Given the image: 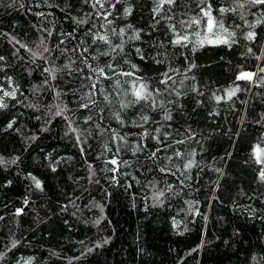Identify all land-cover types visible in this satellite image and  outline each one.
<instances>
[{
    "label": "trees",
    "instance_id": "16d2710c",
    "mask_svg": "<svg viewBox=\"0 0 264 264\" xmlns=\"http://www.w3.org/2000/svg\"><path fill=\"white\" fill-rule=\"evenodd\" d=\"M129 2L133 14L116 24L130 23L143 29L141 39L130 41L126 49H130L128 59L138 64L146 77H155L169 61L181 73L189 62L197 65L186 73L195 76V81L186 80L185 85L195 83L199 91H188L176 106H169L173 126L168 131L173 139H185L184 144L175 145L184 151L185 160L169 161L171 150L162 153L158 161L149 160L147 152L135 156L122 152L120 158L128 163L120 166L113 181L114 174L107 171L112 165L105 164L112 152H106L105 145L113 152L116 145L105 129L111 126L121 133L139 130L131 125L120 128L107 111L109 105L80 109L81 97L88 89L81 88V81L69 77L67 70L44 83L47 73L43 69L53 65L61 69L68 61L60 49H71L77 43L61 33L77 29L75 34L81 37L92 24L78 28L72 17L80 18L91 9L82 0H16L10 7L0 6V55L5 57L0 61V84H7L6 78L11 77L19 85L17 98H6L9 107L0 109V157L8 162L0 165V216L4 217L0 220V252L6 251L5 245L11 247L12 240L19 243L0 264H24L30 257L34 258L32 264H256L252 258L264 256V184L256 179V166L250 159L252 147L264 139V120H260L264 87L248 86L249 90L220 103L212 95L224 96L217 90L232 86L238 66L255 70L257 61L246 55L249 45L240 36L246 29L237 30L239 44L231 49L223 45H205L195 52L176 49L168 45L170 34L152 24L151 0H125V6ZM184 2L195 7V0ZM9 4L11 0H0V5ZM41 12L45 15H37ZM233 21L241 23L232 16L226 23ZM93 23L98 27L100 22ZM45 28L52 31L51 37L43 32ZM256 31L264 44V25ZM12 36L33 51L41 37H47L45 44L53 49L45 54L50 62L32 57L25 49L17 52L19 45L11 42ZM61 40L64 44H59ZM161 42L163 48L155 47ZM260 44L251 46L258 50ZM136 47L149 54L166 52L167 59L163 65L151 59L140 61ZM67 55L77 61L74 67H83L78 53ZM96 55L94 64L102 65L107 59ZM183 78L174 74L177 86ZM238 83L245 86L243 81ZM57 91L67 94L57 97ZM119 99L113 98L117 107ZM57 105L72 110L64 116L74 121L73 127L92 132L86 144L78 145V133L69 132L64 116L55 115ZM100 108H105L103 114ZM134 112L128 110L125 118L132 119ZM89 116L92 120L85 124ZM12 120L15 124L9 129ZM189 128L196 134L194 140L186 138ZM176 129L184 135H177ZM128 139L137 138L130 135ZM146 143L153 146L155 142ZM193 151L198 167L184 175L175 172L193 158ZM164 166L175 174L161 173L159 168ZM29 174L41 181L42 190L35 187ZM168 185L171 191H167ZM161 189L165 195L158 202L155 196ZM17 208H24L23 215H14ZM173 220L178 225L174 226ZM105 239L107 244L81 255L84 245L80 241L94 247Z\"/></svg>",
    "mask_w": 264,
    "mask_h": 264
},
{
    "label": "snow or ice",
    "instance_id": "6c2138e0",
    "mask_svg": "<svg viewBox=\"0 0 264 264\" xmlns=\"http://www.w3.org/2000/svg\"><path fill=\"white\" fill-rule=\"evenodd\" d=\"M15 2L16 0H11V4L0 6L10 7ZM82 3L91 11L84 13L80 18L72 17V20L78 28L89 24H92V26L87 27L81 37L75 34L77 29H73L72 32L61 33L67 38L77 40V43L71 49H60L68 61L63 64L61 69H58L55 65L43 69V72L47 73L44 83L48 84L50 82L49 77L51 80H56L58 72L67 70L69 77L81 81V88L88 89L81 97L84 102L79 104L80 109L91 110L94 107H99L101 103L109 105L111 107H108L107 111L120 128L131 125L139 130L135 133H121L111 126L105 129V131L111 133V140L116 145L114 152L108 145H105V151L112 152L111 158L105 160V164L112 165V167L107 168V171L114 174L113 181H116L115 174L119 172L120 166L128 163V161L120 158L122 152L130 151L134 156L140 152H147L149 160L158 161L162 153L171 150L172 155L167 156L169 161L174 158L184 161V151L176 148L175 145L184 144L185 139H173L172 133L168 131L173 126V116L169 106H176L181 95H187L188 91H199L195 83L185 85L186 80L195 81V76L189 77L186 73L191 72L197 65L194 61L189 62L185 72L181 73L179 69L172 67L169 61L168 66L162 72H158L155 77H146L141 72L139 65L128 59L130 49H126V45L130 41L141 39L143 29H136L130 23L116 24L117 20H123L133 14L132 4L129 2L125 6V0H82ZM151 4L152 7L149 11L152 24L163 27L170 34L168 45L176 49H187L190 52H195L205 45H223L231 49L234 45L239 44L237 30L246 29L240 33V36L249 45L246 47V55L257 61L255 71L244 70L243 66H238L240 70L235 74L232 86L217 90L222 91L224 96L217 95L216 92L212 93L217 103L224 99L232 100L238 93L249 90L248 86L264 87V44H260V34L256 31L258 27L264 25V0H226V2H222V0H195L194 8L185 4L184 0H151ZM48 6L52 7L53 5L49 3ZM37 15L44 16L45 14L41 12ZM249 15L255 17V19L249 21L247 19ZM229 16L236 17L241 23L233 21L232 24H227L226 20ZM93 21L100 22L98 27ZM43 32L47 34V37L52 36L50 29L45 28ZM129 32L132 35H129ZM3 35L8 34L4 33ZM47 37H41L40 45L37 46L35 51L28 48L26 44L21 43L14 36L10 37V40L19 45V48L16 49L17 52L20 49H25L31 53L32 57L42 58L46 63H49L48 56H45V54L52 53L53 49L45 44ZM59 44H64V40H61ZM59 44L55 46L57 49H59ZM254 44H260L258 50L251 46ZM155 47L163 48L164 45L161 42ZM69 52L79 54L78 60L83 67H74L77 61L72 60L67 55ZM96 53L99 54V57L107 58L102 65L92 63V61L98 59ZM135 54L140 61L151 59L157 65H163L165 59H167L166 52L157 50L155 54H149L145 53L140 47L135 48ZM4 59L5 57L0 55V61ZM185 60H187V57H185ZM174 74L183 75L184 77L179 80L178 86ZM6 79L7 84H0V109H7L9 105L6 98L15 100L19 91V85L14 84L11 77ZM240 81L245 82L244 87L238 83ZM182 89L183 91H181ZM62 94L66 95L67 93L56 92L57 97ZM172 95H175V100L165 99L166 96ZM200 95H203V93H200ZM114 97L120 98L118 107L113 104ZM57 109L55 113L57 116H64L66 111H72L67 108V105L63 107L57 105ZM131 109H135L133 118L126 119L124 114ZM100 112L103 114L105 108H100ZM64 119L68 122L69 132L78 133L76 135L77 144H86V137L91 136L92 132L90 130L80 131L77 127H73L74 121L71 118L64 116ZM91 120L92 117L89 116L84 120V123L88 124ZM260 120H264V114H261ZM260 120L256 122L260 123ZM14 124L15 120H12L7 127L11 129ZM96 128L99 129L100 125L97 124ZM185 131L188 140L195 139L196 134L190 128ZM176 134L184 135L180 129H176ZM130 135L135 136L137 139L130 141L128 139ZM82 137L85 138L82 139ZM148 140L154 141V145L150 146L146 143ZM80 150L83 155L84 147L81 146ZM191 156L193 158L187 159L186 162L182 163V166L176 167L175 172L184 175L194 167H198V163L194 159V151ZM250 159L256 166V179L264 184V139L252 147ZM15 162L16 160L11 161V163ZM6 163L8 162L0 157V165ZM89 167L91 168V165ZM52 170L55 171L56 169L53 167ZM159 171L165 174H175L167 166L160 167ZM29 175L34 181L35 187L42 190L41 181L35 176H31V174ZM95 182L99 183L98 180ZM171 189L172 186L168 185L167 191H171ZM164 195L165 190L161 189L156 193L155 198L158 202H161L160 198ZM28 203L29 201L25 199L24 205L27 206ZM191 206L190 204L189 207ZM253 211L256 210L253 209ZM23 213L24 208H17L14 215L21 216ZM3 219L4 217L0 216V220ZM95 223L99 224L100 220H96ZM178 223L173 220L174 226ZM18 243L19 241L12 240L11 247L5 245L6 251L0 252V261ZM80 243L84 245V251L81 255L85 256L93 252L95 248L107 244L108 240L105 239L103 243L97 242L94 247H88L84 241H80ZM192 251H196V249ZM79 258L74 257V259ZM21 259L23 260V258ZM33 259L32 257L28 258L24 261V264H32ZM252 259L256 261V264H264V256L253 257ZM17 264H20V262L18 261Z\"/></svg>",
    "mask_w": 264,
    "mask_h": 264
},
{
    "label": "bare ground",
    "instance_id": "6f19581e",
    "mask_svg": "<svg viewBox=\"0 0 264 264\" xmlns=\"http://www.w3.org/2000/svg\"><path fill=\"white\" fill-rule=\"evenodd\" d=\"M255 71V70H254Z\"/></svg>",
    "mask_w": 264,
    "mask_h": 264
}]
</instances>
